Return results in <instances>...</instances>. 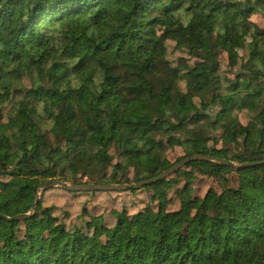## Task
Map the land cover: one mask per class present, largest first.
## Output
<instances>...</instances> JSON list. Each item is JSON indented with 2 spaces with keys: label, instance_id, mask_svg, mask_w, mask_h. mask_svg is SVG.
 <instances>
[{
  "label": "trees",
  "instance_id": "obj_1",
  "mask_svg": "<svg viewBox=\"0 0 264 264\" xmlns=\"http://www.w3.org/2000/svg\"><path fill=\"white\" fill-rule=\"evenodd\" d=\"M258 13L264 0H0V264H264V163H188L222 188L171 238H149L148 205L109 210L113 223L84 206L68 225L42 199L32 217H4L32 212L49 180L153 177L174 164L169 147L177 162L263 161ZM42 213L58 225L46 230Z\"/></svg>",
  "mask_w": 264,
  "mask_h": 264
},
{
  "label": "rangeland",
  "instance_id": "obj_2",
  "mask_svg": "<svg viewBox=\"0 0 264 264\" xmlns=\"http://www.w3.org/2000/svg\"><path fill=\"white\" fill-rule=\"evenodd\" d=\"M252 20L260 27H264V14H255L252 16ZM160 29L161 27H158V30ZM220 61L221 68L224 69L227 62L225 49L221 53ZM239 119L242 122L247 121L246 114L242 111L239 112ZM182 155L183 151L179 146L169 147L165 150V156L171 163L177 162ZM150 159L151 163L154 164L156 154H151ZM209 187L220 190L222 184L219 178L196 174L195 165L187 164L149 187L148 190H138L136 192L98 191L74 194L63 187H53L44 191L39 208L43 206L53 207V214L58 215L59 219L63 217L62 220L70 225L77 221L76 217L84 214L82 213L84 206L88 216L92 215L97 220L99 215L103 214L107 217V223H113V218L107 216L109 210L124 207L129 214H132L148 205L151 208L146 226L149 238L156 239L162 235L171 238L179 228L189 227L191 217ZM59 219L55 218L54 215L48 217L45 213H42L36 218V221L42 222L46 230H52L58 225ZM0 224L3 230L5 226L3 223ZM28 224L29 222H26L22 227ZM98 232L103 238L108 237L107 232L99 230Z\"/></svg>",
  "mask_w": 264,
  "mask_h": 264
},
{
  "label": "water",
  "instance_id": "obj_3",
  "mask_svg": "<svg viewBox=\"0 0 264 264\" xmlns=\"http://www.w3.org/2000/svg\"><path fill=\"white\" fill-rule=\"evenodd\" d=\"M198 160H205V161H212V162H218L220 164L224 165H230L234 167L235 169L241 168V167H246V166H254V165H259L263 164V161H257V162H245V163H235L229 159H224V158H216L212 157L210 155H204V154H193L190 156H187L183 158L182 160L174 163L172 166L169 168L165 169L164 171L160 172L159 174L138 181L134 183H123V184H109V183H85V184H74L72 182H66L63 180L59 179H53L49 180L43 184L40 185V190L39 193L36 194L35 196V201L32 206V212H27V213H21L17 214L13 217L9 216H4L7 220H20V219H26L29 217H32L34 214L37 213V205L39 200L41 199L43 193L45 190L51 187H57V186H63L65 189L68 190H73V191H92V190H101V191H115V190H127V189H138L147 185H151L153 183H156L160 180L165 179L166 177L170 176L174 172L178 171L185 165H187L190 162L198 161Z\"/></svg>",
  "mask_w": 264,
  "mask_h": 264
}]
</instances>
